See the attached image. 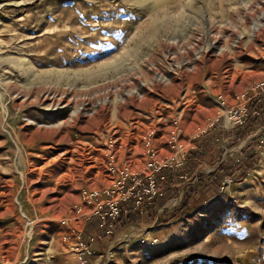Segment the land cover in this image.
Masks as SVG:
<instances>
[{
  "label": "rangeland",
  "instance_id": "rangeland-1",
  "mask_svg": "<svg viewBox=\"0 0 264 264\" xmlns=\"http://www.w3.org/2000/svg\"><path fill=\"white\" fill-rule=\"evenodd\" d=\"M263 80L264 0H0V264H264V121L193 161L244 178L80 245L105 191L180 170Z\"/></svg>",
  "mask_w": 264,
  "mask_h": 264
},
{
  "label": "trees",
  "instance_id": "trees-1",
  "mask_svg": "<svg viewBox=\"0 0 264 264\" xmlns=\"http://www.w3.org/2000/svg\"><path fill=\"white\" fill-rule=\"evenodd\" d=\"M248 108L252 112H255V114L248 117L246 124L243 127H238L233 130V132L218 129L216 131V134L211 135L209 138H205L206 135L202 136V138L204 137V140H199L198 147L189 152L187 161L183 164L180 170L161 168L155 175L154 181L159 186L164 185L162 195L155 198L152 205L145 207L143 215H139L132 210V200L124 203L122 208L127 212L126 214L121 213L115 221L114 232L118 227H121L122 225H131L134 224V222L137 220L148 218L152 210L157 208L158 205L164 201L165 197L167 196V192H171L177 184L182 185L184 196L180 206L176 209V211L180 213V215H186L189 213L190 209H197L200 206V203L202 204V202H206L207 198H210L212 197V195L217 194V192L221 188V184L225 179L241 180L242 178H244L248 171L245 161L238 160L236 163H234V161L230 160L231 163H226V165H224L223 162L213 173L206 176L194 174L195 168L193 161L195 159H202V157L205 156L206 153H209L210 155L214 154V157L217 156L216 161H219L223 152H218V143L222 142L224 138H229L231 136L238 137L237 139L239 140L243 139L248 131L254 130L256 127H258V125L261 126L262 122L264 121V97H260L258 99V102L251 101L248 105ZM252 157L253 156L251 155L250 158ZM242 169L243 171L240 175H238ZM235 175L238 176L236 177ZM208 186H210L212 189H206L208 188ZM89 227L90 229L91 227L94 228V231L92 228V235H96V232L99 230L98 232L103 237L106 236L104 235V232L102 230L98 229V217L95 215L90 217V219L86 223L85 230L82 233V239L83 243L86 244L88 248H92L94 244L86 240L89 235L86 229Z\"/></svg>",
  "mask_w": 264,
  "mask_h": 264
},
{
  "label": "built area",
  "instance_id": "built-area-1",
  "mask_svg": "<svg viewBox=\"0 0 264 264\" xmlns=\"http://www.w3.org/2000/svg\"><path fill=\"white\" fill-rule=\"evenodd\" d=\"M260 97H264V80L255 84L252 95L248 98L247 102L257 101ZM224 108L223 121L224 126L236 129L243 127L250 115L255 114L248 108V104L241 103L232 107L225 106L222 101L220 104ZM159 171V169H157ZM163 179V178H161ZM133 181V179L131 180ZM137 186L135 183L132 187L126 188L124 184H121L117 189H109L105 191L107 201L105 203V211L99 213L95 212V216L99 218L98 228L104 232L105 236H111L114 232V223L121 213L126 214V210L122 208L123 203L132 200V210L139 215L144 214L145 207L152 205L153 200L162 195L160 187L153 180H150L147 187L142 189V192L133 194L134 187ZM102 207L100 206V209ZM100 239V236H88L90 243ZM83 243V242H82ZM85 249L90 251L86 244ZM84 247V246H83ZM84 254V253H82Z\"/></svg>",
  "mask_w": 264,
  "mask_h": 264
},
{
  "label": "crops",
  "instance_id": "crops-1",
  "mask_svg": "<svg viewBox=\"0 0 264 264\" xmlns=\"http://www.w3.org/2000/svg\"><path fill=\"white\" fill-rule=\"evenodd\" d=\"M219 127V126H218ZM194 149H196V148H193V149H191L190 151H192V150H194ZM189 151V152H190ZM189 152H188V154H187V158H188V155H189ZM187 158H186V161H187ZM186 161H185V163H186ZM94 215H95V213H94ZM98 224H99V218H98ZM95 245H96V243H95ZM94 245V246H95ZM94 246L92 247V248H89L90 249V251L87 249V251H86V253L87 254H93V255H95L96 253H95V250H94Z\"/></svg>",
  "mask_w": 264,
  "mask_h": 264
}]
</instances>
